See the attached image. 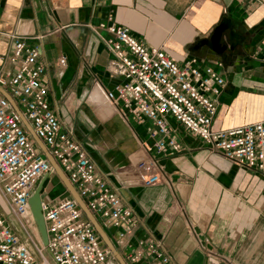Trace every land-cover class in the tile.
Masks as SVG:
<instances>
[{"label":"crops","instance_id":"crops-1","mask_svg":"<svg viewBox=\"0 0 264 264\" xmlns=\"http://www.w3.org/2000/svg\"><path fill=\"white\" fill-rule=\"evenodd\" d=\"M224 18L247 36L229 60L199 45ZM102 25L127 28L147 47L161 48L179 63L196 60L203 71L222 61L226 86L217 99L213 129L231 130L264 122V5L256 0H0V65L11 55L12 37L38 39L30 44L40 46L48 100L61 126L74 129L135 214L134 234L124 242L123 229L98 220L126 263L143 241L156 239L173 264H264V176L212 154L173 119L169 124L182 147L174 155L150 151L146 125H130L139 142L127 148L116 141L110 121L99 119L91 99L95 80L111 90L120 81L105 70L112 55L102 41L110 36ZM5 70L13 73L15 67L6 62ZM106 138L114 144L105 147ZM151 156L163 175L149 188L140 182L136 165ZM56 175L57 182L53 175L48 179L44 201L71 196Z\"/></svg>","mask_w":264,"mask_h":264},{"label":"built area","instance_id":"built-area-1","mask_svg":"<svg viewBox=\"0 0 264 264\" xmlns=\"http://www.w3.org/2000/svg\"><path fill=\"white\" fill-rule=\"evenodd\" d=\"M256 1L264 5V0ZM102 29L110 35L102 41L112 55L105 70L110 79L120 81L112 90L98 80L95 83L102 85L129 126H147L153 154L181 152L169 124L173 119L212 154L264 176V122L213 129L217 99L226 86L222 61L203 71L196 60L179 63L163 49L147 47L127 28L102 25ZM32 40L38 39L11 38V55L0 65V88L15 101L89 211L104 227L123 229L119 236L124 242L134 234L135 214L108 183L83 142L76 139L74 129L61 126L48 100L40 46L30 44ZM6 62L15 67L13 73L5 70ZM60 64L65 66V57ZM136 168L145 187L161 183L163 168L154 157L140 161ZM54 174L22 117L0 93V264H114L115 258L71 196L42 199L49 246L42 244L29 200L38 184ZM130 264L173 263L161 241L146 239L131 254Z\"/></svg>","mask_w":264,"mask_h":264},{"label":"water","instance_id":"water-1","mask_svg":"<svg viewBox=\"0 0 264 264\" xmlns=\"http://www.w3.org/2000/svg\"><path fill=\"white\" fill-rule=\"evenodd\" d=\"M221 22L222 23L217 27V29H215V31L211 35V38L203 39V41L199 45L207 46L208 49L215 54V56L220 57L221 59L224 60H229L234 58L238 50L241 49L246 44L247 36H244L241 32L238 31L236 24L232 20L228 18H224ZM0 93L6 97V99L13 106L16 113L22 117L23 123L26 126L27 130H29L33 138L41 146L46 158H48L49 162L51 163L54 172L58 174L64 186L67 187L71 197L74 200H76L79 207L86 215L87 219L90 221L93 227L96 228V231L99 234L102 242H104L108 250L113 254V256H115L119 264H127L124 258L122 257V255H120L119 252L116 250L113 242L109 240L105 230L103 229V227H101L96 217H94V215L89 211L84 200L81 199V197H79L76 189L74 188L73 185H71L67 176L63 173V171H61L54 157L49 155L43 143L40 142V139L37 137L35 131L30 127V125L27 123V120L21 114L20 110L16 106L15 101H13L10 95L1 88H0ZM48 179L49 177H46L38 184L35 193L29 200L31 213L34 217L37 230H39L42 244H44L45 247H48L49 244H48V232L46 229L45 218L43 215L42 194Z\"/></svg>","mask_w":264,"mask_h":264},{"label":"bare ground","instance_id":"bare-ground-1","mask_svg":"<svg viewBox=\"0 0 264 264\" xmlns=\"http://www.w3.org/2000/svg\"><path fill=\"white\" fill-rule=\"evenodd\" d=\"M91 98L95 101L96 108L102 120L110 121L109 124L113 128L116 141L119 142L121 140L124 141L125 142L124 146H126L127 148H131L132 146H134L135 140L136 142H139V140H137L136 137L134 136L135 133L133 134V130L131 129V127L127 124L125 119H123L119 115V113L117 112V108L112 104L110 99L107 98L106 91L104 90L101 84L95 83L91 94ZM113 144L114 141H112L109 138H106V143L104 145L105 147L112 146Z\"/></svg>","mask_w":264,"mask_h":264},{"label":"rangeland","instance_id":"rangeland-1","mask_svg":"<svg viewBox=\"0 0 264 264\" xmlns=\"http://www.w3.org/2000/svg\"><path fill=\"white\" fill-rule=\"evenodd\" d=\"M91 99H92V98H91ZM92 103L94 104V106H95V109H96V112L98 113V110H97V108H96V105H95V101H94L93 99H92ZM98 117H99V119H101V120H102V118L100 117V114H99V113H98ZM102 121H104V120H102ZM51 180H53V181H56V182H57V175H56V174H55V175H53V177H52V179H51ZM48 183H50V181H49V182H48V181L46 182V184H45V189L47 188V186H46V185H47ZM0 203H1V198H0ZM1 204H2V203H1ZM1 204H0V205H1ZM1 206H2V205H1ZM3 207H4V206H3ZM3 207H2V208H3ZM36 237L38 238V236H37V235H36ZM114 264H119V263L117 262V260H115V261H114Z\"/></svg>","mask_w":264,"mask_h":264}]
</instances>
